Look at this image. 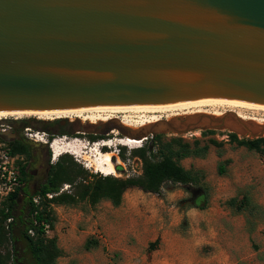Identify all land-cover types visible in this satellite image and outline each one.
<instances>
[{
    "label": "water",
    "instance_id": "obj_1",
    "mask_svg": "<svg viewBox=\"0 0 264 264\" xmlns=\"http://www.w3.org/2000/svg\"><path fill=\"white\" fill-rule=\"evenodd\" d=\"M203 99L264 106V0H0V113ZM160 125L264 136L233 113Z\"/></svg>",
    "mask_w": 264,
    "mask_h": 264
},
{
    "label": "rangeland",
    "instance_id": "obj_2",
    "mask_svg": "<svg viewBox=\"0 0 264 264\" xmlns=\"http://www.w3.org/2000/svg\"><path fill=\"white\" fill-rule=\"evenodd\" d=\"M244 113L264 120V113ZM116 116L129 122L132 120L133 128H127L119 120L92 125L76 118L49 121L26 116L0 119V125L14 119L30 121L34 125L62 122L55 130L69 131L73 137H51L48 132L31 128L29 132L24 131L39 141L24 137L32 148L33 157L42 164L53 166L67 155L90 176L102 177L106 176L95 174L92 161L87 170L76 162L73 154H64L54 160L50 144L55 141L61 147L75 145L82 150V145L90 141L89 136H106V140L112 141L143 140L144 147L150 146L152 139L159 135L166 141L172 138H182L190 144L199 141L201 146L209 147L206 158L186 159L181 166L201 172L205 179L200 186L166 184L159 195L128 190L118 208L108 201L96 206L86 202L75 206H53L56 221L47 236L55 239L62 253L55 264H264V153L232 144L229 130H217L213 135L203 136L209 130L191 128L187 131L183 125L178 127L176 134L160 125L164 122L175 124L179 118L185 120L197 115L170 116L153 125L146 124L152 118L151 114ZM260 126L264 127V124ZM236 135L240 139L249 138L247 133ZM211 140L219 146H213ZM125 154L127 157V149ZM23 160L20 159L22 165ZM221 166H225L224 175L219 174ZM244 197L251 203L248 211L238 214L227 204L232 199H237L240 204Z\"/></svg>",
    "mask_w": 264,
    "mask_h": 264
},
{
    "label": "trees",
    "instance_id": "obj_3",
    "mask_svg": "<svg viewBox=\"0 0 264 264\" xmlns=\"http://www.w3.org/2000/svg\"><path fill=\"white\" fill-rule=\"evenodd\" d=\"M216 131L209 130L203 136L213 135ZM73 137L69 131L62 130L58 137ZM232 144L246 148L249 151L264 153V138L252 140L240 139L236 134L229 133ZM106 136H89L91 142L105 140ZM0 141L7 145L9 153L19 156L25 161L33 158V151L28 143L19 140L6 142L0 135ZM213 146L219 144L211 140ZM121 158L126 161L125 149ZM209 151L208 146H201L199 141L193 144L182 138H172L169 141L164 136H156L150 146L132 152V159L138 158L143 163L140 176L129 179L115 177L90 176L87 171L78 166L71 157L64 156L56 165L52 166L47 184L42 190L32 195L28 201H21V189L0 203V264H55L61 257L55 239H51L45 232V227L54 229L55 215L53 206H75L88 203L96 206L102 201L110 202L115 208L122 205L123 196L128 190L138 189L146 194L159 195L166 184L182 186H200L205 176L198 171L186 170L181 162L190 159H205ZM20 181L26 175L22 162H19ZM219 174H225V166H221ZM65 185L71 187L70 193H63L52 200L48 194H58ZM42 197L39 206L33 199ZM228 206L236 213L248 211L251 203L244 197L239 204L232 199ZM33 232V235L30 233ZM96 245V243H94Z\"/></svg>",
    "mask_w": 264,
    "mask_h": 264
},
{
    "label": "bare ground",
    "instance_id": "obj_4",
    "mask_svg": "<svg viewBox=\"0 0 264 264\" xmlns=\"http://www.w3.org/2000/svg\"><path fill=\"white\" fill-rule=\"evenodd\" d=\"M209 109V110H207ZM235 114L239 119L245 122H255L257 125L252 128L254 133H259L262 130L261 124H264V120L259 118L248 117L244 111H255L257 113H264L263 105H256L250 103H244L232 100H222V99H203L198 101L162 105V106H122V107H91L76 110H65V111H53V112H10V113H0V119H6L10 117H35L40 120H57L66 118H76L83 122H88L92 125L119 120L121 124L127 128H133L129 120L122 118L119 119L116 115H128V114H151L152 118L146 121L147 125L159 124L163 119L187 115H209L212 117L220 118L225 112ZM180 112H186L180 114ZM157 114L161 115L158 116ZM164 114V115H163ZM163 115V117H162ZM127 118V117H126ZM259 124V125H258ZM233 128V127H232ZM232 130L231 128H229ZM128 130V129H127ZM122 141V140H121ZM119 143V142H118ZM139 141L132 138H126L123 142L119 144L133 148L135 144ZM105 146L114 147V143H107ZM54 152V160H57L64 154L77 155L81 151L80 146L69 145L67 147H61L59 144L54 143L51 146ZM84 149V147H83ZM82 149V150H83ZM91 161L96 171L106 177H111L117 174V166L119 164L115 163L114 155L110 152H100L96 149L95 154L91 157ZM92 166V165H91Z\"/></svg>",
    "mask_w": 264,
    "mask_h": 264
},
{
    "label": "built area",
    "instance_id": "obj_5",
    "mask_svg": "<svg viewBox=\"0 0 264 264\" xmlns=\"http://www.w3.org/2000/svg\"><path fill=\"white\" fill-rule=\"evenodd\" d=\"M12 129L11 125H0V135H5V132H10ZM28 132L30 130H27ZM29 140H32L34 142H39L37 139H33L32 135H27ZM121 140H101L98 142H91L88 141L82 146L84 147L85 151L83 152L81 150V153H78L75 156V160L77 163H79L83 168L90 170L91 166V157L95 154L96 149L100 150V152H110L114 155V161L115 163L119 164L117 166V174L115 175V178L121 179L124 176H126V179L134 178L137 176H140L142 174L143 170V163L140 159L134 158L132 159L131 155L132 152L135 150H139L144 148V141H139L138 144H135L133 148L124 146L119 144L120 142H123ZM43 141H41L42 143ZM114 143V147L105 146L107 143ZM119 142V143H118ZM52 142L50 144V149L52 148ZM47 144V143H43ZM75 146V145H74ZM112 149L114 150V153L112 152ZM122 149H127V160L124 161L121 158ZM52 153L53 150L51 149ZM129 156V157H128ZM54 158V153H53ZM21 157L16 156L13 157L7 148V145L5 143H0V203L8 199L12 194L16 193L19 189H21L23 182L20 181V162ZM133 160V161H132ZM132 161V165H131ZM130 169V171H129ZM95 174H97V171H95ZM69 188L70 186H65L60 190L58 194H48L46 198L48 200H52L54 197H57L63 193H70ZM42 201V197H36L33 199V202L36 206H39ZM46 234H49V227H45ZM33 235V232H30Z\"/></svg>",
    "mask_w": 264,
    "mask_h": 264
},
{
    "label": "flooded vegetation",
    "instance_id": "obj_6",
    "mask_svg": "<svg viewBox=\"0 0 264 264\" xmlns=\"http://www.w3.org/2000/svg\"><path fill=\"white\" fill-rule=\"evenodd\" d=\"M12 123V129L10 132H5V135H2L6 138L16 137V140L23 141L28 143L24 137H28V134H25V130H36V131H44L48 132L51 137L58 136V134L62 131L60 129L55 130L62 125V122L58 123H36L32 124L30 121L23 120H10ZM24 161V160H23ZM24 173L26 175L22 187H21V201H28L29 198L40 192L42 188L47 184L48 176L52 169V166L48 164H42L35 157L30 159L28 162H23Z\"/></svg>",
    "mask_w": 264,
    "mask_h": 264
}]
</instances>
